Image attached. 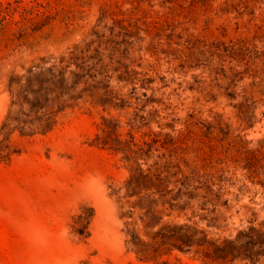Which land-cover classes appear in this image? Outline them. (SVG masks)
I'll list each match as a JSON object with an SVG mask.
<instances>
[{
	"label": "rangeland",
	"instance_id": "374dc122",
	"mask_svg": "<svg viewBox=\"0 0 264 264\" xmlns=\"http://www.w3.org/2000/svg\"><path fill=\"white\" fill-rule=\"evenodd\" d=\"M0 264H264V0H0Z\"/></svg>",
	"mask_w": 264,
	"mask_h": 264
}]
</instances>
